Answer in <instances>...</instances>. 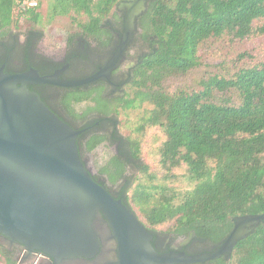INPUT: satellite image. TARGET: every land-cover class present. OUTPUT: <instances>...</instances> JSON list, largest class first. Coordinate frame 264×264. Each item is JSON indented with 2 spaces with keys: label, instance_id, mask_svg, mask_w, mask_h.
I'll return each mask as SVG.
<instances>
[{
  "label": "trees",
  "instance_id": "trees-1",
  "mask_svg": "<svg viewBox=\"0 0 264 264\" xmlns=\"http://www.w3.org/2000/svg\"><path fill=\"white\" fill-rule=\"evenodd\" d=\"M26 1L31 0H0L2 35L17 27L23 11L34 22L39 20L32 6L14 16ZM119 1L51 0L48 15L85 14L87 21L78 23L83 32L109 42L113 35L104 20L110 16L121 27L122 14L115 7ZM137 28L136 42L143 41L147 51L124 96L108 101L101 91L93 98L83 91L67 95L66 101L91 98L103 112L109 102L117 115L141 111L133 127L136 137L129 141L132 154L137 156L145 132L157 127L163 137L157 149L162 174L140 165L136 184L122 201L148 231L165 225V233L193 232L221 241L234 217L264 213V59L230 77L209 73L196 82L198 89L182 80L200 66L198 51L206 40L263 35L264 0H150L137 18ZM101 138L92 135L85 150L92 152ZM111 162L114 168L105 166L100 172L114 183L123 164L115 156ZM179 168L182 173L176 175ZM180 180L185 186L173 185ZM205 264H264L263 222L234 245L228 260Z\"/></svg>",
  "mask_w": 264,
  "mask_h": 264
},
{
  "label": "water",
  "instance_id": "water-1",
  "mask_svg": "<svg viewBox=\"0 0 264 264\" xmlns=\"http://www.w3.org/2000/svg\"><path fill=\"white\" fill-rule=\"evenodd\" d=\"M148 1L117 4L122 14L120 40L106 65L83 82L106 76L121 59ZM50 82L35 70L8 73L0 67V236L6 240L61 262L92 256L98 241L94 228L98 222L92 221L103 218V233L109 234L117 250L115 264L193 263L229 256L254 226L264 224V213L236 216L231 231L211 251L156 252L152 234L136 214L92 179L80 156L79 131L28 88Z\"/></svg>",
  "mask_w": 264,
  "mask_h": 264
},
{
  "label": "flooded vegetation",
  "instance_id": "flooded-vegetation-1",
  "mask_svg": "<svg viewBox=\"0 0 264 264\" xmlns=\"http://www.w3.org/2000/svg\"><path fill=\"white\" fill-rule=\"evenodd\" d=\"M108 17L110 18V16ZM107 18L104 20V25H107L106 27L111 30L113 35L109 42L105 41L106 38L101 42L97 37L88 35L83 31V33L71 32L67 35L61 34L56 39L62 45L55 50L44 46V36L37 31H27L24 40L19 42L18 36L13 35L10 31L12 29H9L7 31V37H10L9 43L4 39L6 34L0 33L1 38H3L0 41V67H3V70L8 73L35 70L39 76H46L51 79L50 83L31 84L28 88L35 91L46 106L70 128L79 131L76 140L80 156L92 179L99 184L103 183L101 185L103 188L115 198L122 200L126 196L128 180L131 178V175H128L129 170L138 172L141 163L140 159L132 154L128 139L120 134L118 115L110 111L109 102L106 101L107 107H104L106 109L104 112L95 108V101L91 98L79 102L67 103L66 101L67 95L80 94L83 91L89 92L92 98L98 96V91H101L100 96L105 95L108 101H113L117 96H124L126 87L133 80L134 68L140 57L146 52L136 53L132 61L127 63L128 52L136 44L135 37L133 42L124 50L121 59L106 76L83 82V80L98 73L106 65L120 40L123 30L122 22L121 27H119ZM91 103L94 104V107ZM82 104L85 106L84 110L79 111L78 108ZM92 135L103 137L93 150L106 146L114 152L106 163L107 168H114L113 162H111L114 156L123 164L121 174L114 183L108 180L107 174L100 171L93 172L88 166L87 159L91 152L85 150V144ZM92 222L96 224H94V228L97 231L98 239L97 250L92 256H75L61 262L41 254L37 250L27 249L25 245L19 242H10L0 236V261L2 264H115L117 250L114 241L108 239L109 234L103 233V226L106 221L100 218L99 220L93 219ZM149 232L152 234L151 244L155 251L160 254L176 252L197 255L211 251L224 240L213 242L199 238L193 232L187 235L165 233L158 230ZM87 254H90V251H87ZM218 258L228 260V255H221ZM215 259L174 264H205Z\"/></svg>",
  "mask_w": 264,
  "mask_h": 264
},
{
  "label": "rangeland",
  "instance_id": "rangeland-1",
  "mask_svg": "<svg viewBox=\"0 0 264 264\" xmlns=\"http://www.w3.org/2000/svg\"><path fill=\"white\" fill-rule=\"evenodd\" d=\"M50 2L51 0H31L16 7L14 10V16L17 15L19 11L26 10L31 6L34 8V12L39 14V20L36 22L30 18L29 13H24L23 11L20 14L17 21V27L10 28L12 29L10 30L12 31L11 33L13 35L15 34L16 37L18 36L19 42L24 40L27 31H37L44 36V46L48 49L55 50L59 49L62 45L56 40L61 34L67 35L71 32L79 33L83 31L78 23H84L87 21L88 18L85 14L80 15L72 13L64 16L56 15L54 18L49 19L48 13ZM107 19L113 22L112 18L108 17ZM7 31L4 39L9 43L10 37H7ZM136 32L139 33L138 28ZM2 39L3 38H1L0 35V41ZM144 51H147L146 44L140 39H137L134 47L128 52L127 63L132 61V58L136 53H142ZM198 52L201 60L200 66L190 70L187 76L182 80V82L189 87H195L196 89L199 88L196 82L199 81L201 77L207 76L209 73L217 74L218 76H223L225 78L230 77L240 67L248 66L253 62L264 59V34L243 39H231L228 35H223L219 38H210L200 45ZM177 84L178 83L175 85ZM91 105L94 107V104L91 103ZM84 107L85 106L82 104L78 110L83 111ZM140 115L141 111L128 112L127 116H125L124 113L118 114L120 134L128 139V141H131L132 138L136 137V134L133 133V127ZM162 140L163 137L160 129L154 127L147 130L142 136L140 150L137 154V158L140 159L141 165H145L149 172H155L158 176L162 174V170L158 167L157 149ZM113 154V150L106 146L93 150L87 159L90 170L93 172L100 171L106 166L107 161L113 156ZM174 173L180 175L182 169L179 168L175 170ZM128 175H131V178L128 180V188L126 191H128L130 187L135 186L136 181L134 178L138 175V172L136 170H129ZM173 185L183 187L185 186V182L180 180L174 182ZM162 227V229L159 228L158 230L165 231L166 226L164 225ZM0 264H2L1 261Z\"/></svg>",
  "mask_w": 264,
  "mask_h": 264
}]
</instances>
